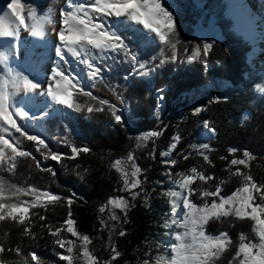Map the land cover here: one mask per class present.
Wrapping results in <instances>:
<instances>
[{
  "label": "trees",
  "instance_id": "16d2710c",
  "mask_svg": "<svg viewBox=\"0 0 264 264\" xmlns=\"http://www.w3.org/2000/svg\"><path fill=\"white\" fill-rule=\"evenodd\" d=\"M165 6L173 13L176 23L175 40L179 42L175 62L161 65L160 60L171 54L170 47L154 41L146 30L119 20L114 24L115 28L127 37L126 43L138 59L154 70L141 76L122 57L109 58L97 63L102 67L104 80L96 81L95 87H91L93 81L85 72V91L116 104L122 111L123 124L115 121L107 106L103 111L88 112L85 107L82 110L69 109L60 116H48L44 119L46 143L64 158L60 162L50 158L45 160L41 154L45 150L41 147V152L36 151L34 142L26 139L23 140V150L30 151L41 162V167L52 168L56 175L41 171L31 157H18L12 171L7 166L0 167V177L8 184L20 188L35 187L73 200L71 206L65 199L48 204L46 209H30L31 223L28 220L24 224L11 219L0 221V244L5 248L0 259L6 264H67L61 259L66 250L55 242L57 237L50 234L47 226L53 230L64 226L69 213L76 230L91 239L97 264H133L137 245L161 230V220L157 212L151 211L143 200H138L122 214L116 234H111L101 209L122 195L120 175L112 165L115 160L134 154L145 172L143 186L150 190L160 179L162 152L171 147L174 137L180 138L173 150L175 163L169 166L175 178L190 174L193 168L205 176L214 177L207 183L197 179L192 184L197 191L190 199L198 206L205 203L200 195L204 189L215 191L219 186L222 196H231L243 182L240 176L232 175L237 168L251 175L257 184L264 183V92L257 90L263 75L256 73L249 61L252 44L234 28V21L227 14L226 0H166ZM206 43L212 45L207 53L203 51ZM165 79L167 83L161 87L160 83ZM213 80L240 89L229 98L205 102L199 113L185 110L168 119L156 141L150 139L141 145L134 138V135L146 134L153 128L152 101L157 100L158 94L165 96L164 92L169 90L173 101L187 104L194 91ZM75 98L78 103L99 106L97 101L88 97ZM246 112L249 113L247 119L244 118ZM209 128L215 129L214 137L203 143L209 145L210 150L205 154L211 163L193 148L201 145L198 137ZM13 134L20 137L19 133ZM72 145L87 146L90 151L68 159L72 155ZM230 149L237 151L231 153ZM245 152L250 154L247 167L231 165L232 159H245ZM8 195L10 193L6 192ZM17 198L32 199L23 195L12 197L13 200ZM212 199L207 198V202L211 203ZM40 216L46 219L41 220ZM29 227L35 238L24 234V229ZM184 231L177 226L172 228V246L177 243L176 233ZM205 231L212 236L226 232L231 238V244L214 259L213 264H239L236 254L241 234L247 237L245 242H258L259 239L254 231V221L234 215L209 220ZM60 236L66 240L72 237L67 232ZM17 248L19 254L15 251ZM33 252L39 257L38 261L32 259L30 254Z\"/></svg>",
  "mask_w": 264,
  "mask_h": 264
},
{
  "label": "snow or ice",
  "instance_id": "6c2138e0",
  "mask_svg": "<svg viewBox=\"0 0 264 264\" xmlns=\"http://www.w3.org/2000/svg\"><path fill=\"white\" fill-rule=\"evenodd\" d=\"M65 7L68 10H64V8L60 10V23L62 25L58 32L60 45L55 50L56 56L60 58V61H63V65L57 63V67L51 76L52 83L46 88L42 89L41 83L30 79L22 72L16 71L9 63V55L0 52V167L7 166L9 171L15 169L18 157H31L36 160L30 151L23 150L24 139L34 142L38 152H41L42 147L45 151L41 154L45 160L50 158L53 161L60 162L64 158L60 153L52 151L40 134H29V131L26 130L31 127L27 123L28 121L47 118L49 113L45 111L44 116L39 118L32 115L23 105L16 102L15 97L20 93L28 96L35 93L37 89H42L41 94L50 97L54 104L73 110H82L86 107L88 112L103 111L104 106H107L115 121L120 124L124 123L122 115L118 114L120 109L117 108L116 104L110 103L107 99L94 96L91 91H85L81 78L78 75H71L70 67H65L69 64V56L83 64L88 70L87 77L93 81L91 87H95L96 81L104 80L102 67L97 66V62L109 58L115 60L118 56L122 57L130 62L134 66V70L141 76L148 75L154 70L147 63L138 59L137 54L126 43L127 37L118 28L114 30L113 25L108 23L109 18L122 17L130 24L142 25L147 32L154 33L162 44L169 46L171 54L160 60L161 65L169 61L175 62L178 59L177 43L179 41L175 40V19L173 13L161 3V0H85V2L67 0ZM21 8V0H11L6 5V9L11 10L10 13L4 8H0V13H2L0 14V40H17L22 27L29 30L34 36L44 35V25L51 21L38 19L36 14L32 12L31 20L33 23L29 27L25 22V17L21 14ZM6 20L8 21L7 24L5 23ZM211 47V44L206 43L203 45V51L207 53ZM199 51L198 47L197 54ZM205 66H207L206 61ZM66 72L69 74L66 75ZM76 96L88 97L92 101H97L99 106L78 103ZM116 98L121 99L119 95ZM218 101L219 98H217ZM200 111L201 109L197 108L194 110V114ZM17 121H20V123ZM12 130L19 133L20 137H16ZM209 131L215 133L214 128H209ZM159 135V132H151L137 139L145 141ZM179 139V137H174L171 148L176 147ZM193 148L203 156L205 161L211 163L205 154L210 150L208 144L194 145ZM89 151L90 148L87 146L72 145V155L67 158L75 159L81 153H88ZM229 151L235 153L237 149H230ZM243 155L245 159H232L231 165H244L247 167V158L250 157V154L245 152ZM129 162L131 163V172L128 171ZM171 163L174 164L175 161H171ZM36 166L41 171L49 172L53 176L56 175L52 168L41 167L39 160H36ZM112 167L121 173L125 189L132 192L133 196L138 195L134 190L141 184L139 175L142 169L135 163V156L129 154L126 160L117 159ZM232 175L242 178L241 186L228 197L221 195L219 186L216 187L215 191L202 190L200 195L202 199H205L202 206H198L190 199L197 191V189L192 188V184L197 179L207 183L214 177L205 176L202 172H198L197 169L193 168L190 174L174 181L179 190H169L167 195L173 210L182 206L185 211L181 219L174 218L171 223L178 228L185 229V231L176 233L177 243L172 246L173 255L171 259L160 257L158 264H213L214 259L218 258L231 244V238L226 232L218 236L209 235L205 231V225L211 219L219 220L221 217L229 215L254 221V231L259 238L258 242H245L247 237L241 234V243L236 254L239 264H264V183L257 184L251 175L242 172L239 168ZM6 192L10 195L6 196ZM20 195L30 196L32 199H12L13 196L19 197ZM207 198L214 199L211 203H208ZM65 199H67L68 205L71 206L73 203L71 198H64L50 191H40L35 187L20 188L14 184H8L0 177V221L11 219L24 224L28 220L31 223L30 209L36 207L46 209L48 204L59 203ZM109 203L114 208H120L121 210H126L128 207L127 201L123 198L113 199ZM104 210V208L101 209V211ZM39 218L41 220L46 219L44 216ZM111 218L117 219L115 215ZM47 227H49L50 234L57 237L55 242L59 247L65 249L68 253L61 256L62 260L67 261L68 264H74L73 252L76 241L66 240L60 236L62 232H67L81 242L80 258H83L86 264H97V258L88 248L91 243L90 238L87 235L78 233L75 229V221L71 218V213L64 221V226L54 230L51 226ZM24 234L33 235L30 227L24 229ZM123 234L121 232V235ZM33 238H35L34 235ZM4 251L5 248L0 244V254ZM15 251L19 254L20 249L17 248ZM30 255L34 261L39 260L35 252ZM116 255L118 256L119 253H116ZM0 264H6V262L0 259Z\"/></svg>",
  "mask_w": 264,
  "mask_h": 264
},
{
  "label": "rangeland",
  "instance_id": "374dc122",
  "mask_svg": "<svg viewBox=\"0 0 264 264\" xmlns=\"http://www.w3.org/2000/svg\"><path fill=\"white\" fill-rule=\"evenodd\" d=\"M64 1L65 0H40L36 2L35 0H21V14H23L27 20L29 19V21L33 23L30 16L32 12H35L36 17L39 18L42 16L43 12H51V10H56L54 18L58 19L60 17V9ZM227 2V14L233 19L235 29L239 34H241L247 41L252 44V50L249 53V61L254 67L255 72L263 75V81L257 86V90L260 92H264V39H258L254 35V29L259 26V18H254L252 14L231 15V0H227ZM161 3L165 5L166 0H161ZM260 16L261 15L259 14V17ZM119 20H124V18L111 17L109 18L108 23L113 25V28L115 30L116 28L114 24H116ZM135 26L143 29L142 25ZM150 35L154 41L160 42L158 38L155 37L154 33H150ZM36 46L39 45L36 43ZM22 49L23 51H30L34 49V47L29 45L28 43L22 42ZM0 52H5L9 55V63L11 67H13L16 71L22 72L24 75L29 76L30 79H34L36 82L41 83L42 89L45 88L44 86L47 84V76H44L42 74V69L37 66L36 70H33L27 63H24L22 61H16L15 59L17 55L14 50V44L11 41L7 43H2L0 40ZM86 71L88 70L84 68L80 74H77L81 78V83L84 87H86V84L84 82V76ZM166 83L167 79L160 83L161 87H163ZM42 89H37L35 93H32L28 96L24 95L23 93H20L15 97V100L17 103L23 105L26 110L30 111L32 115L38 118L43 117L45 111L49 113L48 116H51L61 115L62 113H66L69 110L68 108H64L60 105L54 104L52 101L48 105H43V102L46 100V95L41 94ZM239 89L240 87H229L226 85H222L220 81L216 82V80H213L206 87L194 91L189 96L190 98L187 104H184L182 102L177 103V101H173L171 99L169 90L164 92L165 96L162 94H158L157 100L153 99L152 101L153 128L148 133L159 132L160 135L156 137H151L148 140L153 139L156 141L161 137L163 130L168 123V119L176 117L177 115L183 113V111L185 110L194 111L197 108L201 109L204 106L205 102L214 101L217 100V98H229L234 94V92L238 91ZM161 97L163 98L161 99ZM166 98L168 101L166 100ZM118 114L123 115L122 111H120ZM245 117H249L248 112L244 114V118ZM44 119L45 118L28 121L27 123L31 125V127L27 128L26 130L29 131V134H40L41 138L45 139V142H47L46 136L44 134ZM17 122L20 123V121ZM12 132H14V130H12ZM146 134H141L139 136L134 135V138L141 145H143L148 140L141 141L137 138ZM214 134L209 131V129H205L204 132L199 135L198 139L201 141V144H204L203 141L213 138ZM173 150L174 149L170 147L169 149H166L162 152V160L160 162V164L162 165L160 171V179H157L155 181L153 187L150 190L147 189L146 186H143L146 178L145 172L135 159V163L140 167V169H142V172L139 175L141 184L138 188L134 190V192L138 193V195L136 196H133L132 192H129L125 189L121 173L117 171L120 175V189L122 191V195L114 199L123 198L124 200H126L128 203V207L126 210H128L131 205L134 204L136 201L143 200L146 206L151 211L157 212V215L161 220V230L153 234L152 237H149L145 243L137 245L135 260L133 264H158L160 257H164L165 259H171L173 255L171 253V247L173 244V236L171 230L176 226L171 223V220L174 218L181 219L185 211L182 206L173 210L172 205L170 203V199L167 195V192L169 190H179L178 186L174 183V181L183 177L181 176L175 178V175L169 168V166L173 164L171 163V161H173ZM165 153H167V155H165ZM131 170V163L129 162L128 171L131 172ZM104 209L105 210L103 212L105 225L110 228L111 234L114 235L120 227L121 216L123 213L126 212V210L114 208L110 203L105 205ZM113 215H115L117 219H112L111 217ZM67 240L76 241V247L74 248L73 252L74 264H86V261L83 258H80L79 255L81 251V242L73 236ZM88 248L89 251L93 254L91 243L88 245ZM67 254L68 253L66 252V255ZM126 264L130 263L128 262Z\"/></svg>",
  "mask_w": 264,
  "mask_h": 264
},
{
  "label": "bare ground",
  "instance_id": "6f19581e",
  "mask_svg": "<svg viewBox=\"0 0 264 264\" xmlns=\"http://www.w3.org/2000/svg\"><path fill=\"white\" fill-rule=\"evenodd\" d=\"M40 1V0H35ZM11 0H0V8L6 9V5L10 3ZM67 0L64 1L62 4V8L66 9ZM77 2H85V0H77ZM60 9V10H61ZM37 10V9H36ZM54 10V9H53ZM52 12V14H51ZM51 12H43L42 16L38 19H48L51 22L46 23L44 25V35L43 36H34L30 33L29 30L26 28H21L19 31V36L17 40L12 39H3L1 42H9L11 41L14 44V50L16 53V61H22L27 63L33 70H36V67L39 66L42 69V74L47 76V84L44 86L45 88L52 83L51 76L53 71L57 67V63L63 65V61H60V58L56 56L55 50L60 45V41L58 39V32L61 29L62 25L60 23L61 16L57 19L54 18L55 11ZM231 15H243V14H252L254 18H259L258 24L259 26L254 29V35L258 39H264V0H231V7H230ZM35 13V12H34ZM42 13V12H41ZM2 14V13H0ZM259 14L261 15L259 17ZM23 15V14H22ZM24 16V15H23ZM31 16V14H30ZM25 17V16H24ZM26 24L31 27L32 23L25 18ZM5 23L7 24L8 21L6 20ZM22 42L28 43L29 45L33 46L34 49L23 51L22 49ZM36 43L39 46H36ZM69 64L65 67H70L71 75L80 74L85 66L80 64L77 60L72 58L71 56L68 57ZM69 73L66 72V75ZM34 98V96H33ZM51 102V98L46 96V100L43 102V105H48Z\"/></svg>",
  "mask_w": 264,
  "mask_h": 264
},
{
  "label": "water",
  "instance_id": "95a60500",
  "mask_svg": "<svg viewBox=\"0 0 264 264\" xmlns=\"http://www.w3.org/2000/svg\"><path fill=\"white\" fill-rule=\"evenodd\" d=\"M218 80H216V82H217Z\"/></svg>",
  "mask_w": 264,
  "mask_h": 264
}]
</instances>
